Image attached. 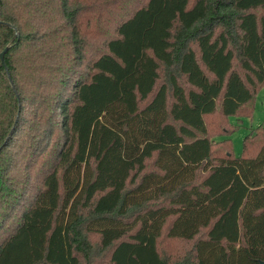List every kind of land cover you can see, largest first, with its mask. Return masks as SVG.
Wrapping results in <instances>:
<instances>
[{
  "label": "trees",
  "instance_id": "obj_1",
  "mask_svg": "<svg viewBox=\"0 0 264 264\" xmlns=\"http://www.w3.org/2000/svg\"><path fill=\"white\" fill-rule=\"evenodd\" d=\"M140 3L73 78L83 1L0 0V264L264 260V128L234 155L229 136L214 150L205 119L231 135L228 117L252 113L264 0ZM166 225L198 235L178 259L157 247Z\"/></svg>",
  "mask_w": 264,
  "mask_h": 264
},
{
  "label": "rangeland",
  "instance_id": "obj_2",
  "mask_svg": "<svg viewBox=\"0 0 264 264\" xmlns=\"http://www.w3.org/2000/svg\"><path fill=\"white\" fill-rule=\"evenodd\" d=\"M84 8L82 10L80 16V22L82 25V34L85 38V59L84 64L78 66L79 70L73 74V78L81 76L87 77V74L91 72L89 68L86 66L87 61L95 54L99 53L102 50V41L105 37L113 34V26L116 21L121 17L125 16L129 13V11L139 4L140 2H144V0H82ZM194 0H190L189 4H192ZM141 4V3H140ZM234 68L237 72L240 73L241 76L244 75L243 69L240 67L239 61L237 58L234 60ZM164 72L161 68L159 70V78L157 80L156 86H158L164 80ZM72 80V79H71ZM180 83L188 88L189 85L186 82L183 76L179 77ZM69 86L66 87L68 89ZM230 122H233L237 125V129L231 134L228 135L234 128L231 124H220V117L218 113H214L212 115L205 116L210 136L212 141L214 142V150H218L216 148L217 143L221 138L229 136L232 143V151L234 155H240L243 152V139L244 137L251 131L252 128L257 126H261L264 128V85H262L254 94L252 100V113L249 116H241L238 119L233 116L228 117ZM221 129V127H223ZM221 130L224 131L225 135L219 136ZM55 139L53 136L52 141ZM226 140H228L226 138ZM253 144V141L246 142V147L249 148ZM227 148V143L225 144ZM215 151L213 152L211 161L216 159V155H223V152ZM252 152V151H250ZM148 168H150V163L148 164ZM171 217L167 219L169 222ZM166 228L162 230L160 236L157 240V247L162 254H165L171 257L172 260L178 259L184 256L189 249L191 248L193 242L198 237L196 235L191 240H186L182 238L176 237H168L166 236ZM208 228H202L200 231V235L204 234ZM122 238H126L125 236ZM93 239H96L93 236ZM107 256L104 258L106 259ZM93 264H99L98 259H93Z\"/></svg>",
  "mask_w": 264,
  "mask_h": 264
},
{
  "label": "water",
  "instance_id": "obj_3",
  "mask_svg": "<svg viewBox=\"0 0 264 264\" xmlns=\"http://www.w3.org/2000/svg\"><path fill=\"white\" fill-rule=\"evenodd\" d=\"M6 49H7V48H5V49L0 53V58H1V60L3 59V53L5 52ZM260 264H264V260H261V261H260Z\"/></svg>",
  "mask_w": 264,
  "mask_h": 264
}]
</instances>
